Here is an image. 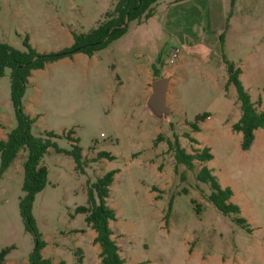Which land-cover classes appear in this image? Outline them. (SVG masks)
Masks as SVG:
<instances>
[{
	"label": "rangeland",
	"instance_id": "1",
	"mask_svg": "<svg viewBox=\"0 0 264 264\" xmlns=\"http://www.w3.org/2000/svg\"><path fill=\"white\" fill-rule=\"evenodd\" d=\"M117 1L0 0V42L23 50L28 36L40 53L63 50L73 44L75 34L88 33L107 19ZM159 8L166 17L161 26V17L153 19L155 27L130 21L118 45L99 51L94 59L75 52L33 70L28 78L21 106L35 118L32 133L70 132L84 160L77 170L70 155L53 148L42 158L46 183L34 195L30 214L34 230L46 242L41 254L54 264H75L83 257L82 247L87 264H100L91 238L95 231L75 209L86 205L88 184L111 169L116 170L107 200L115 212L112 238L127 262L264 264V128L255 131L250 148L242 149L241 133L231 127L240 117L239 102L233 86L225 89L229 62L240 68L251 100L260 99L264 108V0H163ZM213 13H219L221 23ZM214 28L224 33L222 48ZM153 45L162 58L173 48L180 50L174 64L159 63L155 56L160 67L176 65L169 90L174 109L166 121L145 108L154 79L142 88L146 78L137 73ZM9 73L7 68L0 77V139L16 125ZM203 113L208 116L198 121L199 131H192L190 124ZM174 135L188 152L210 148L213 158L206 165L232 189L250 232L207 201V185L196 177L198 161L192 169L179 164L175 171L167 145ZM56 143L63 150L71 147L65 137ZM99 152L112 158H98ZM25 159L21 150L0 173V252L7 251L3 264H26L35 245L21 215Z\"/></svg>",
	"mask_w": 264,
	"mask_h": 264
},
{
	"label": "trees",
	"instance_id": "2",
	"mask_svg": "<svg viewBox=\"0 0 264 264\" xmlns=\"http://www.w3.org/2000/svg\"><path fill=\"white\" fill-rule=\"evenodd\" d=\"M159 1L161 0H118L115 9L108 14L107 19L100 21L98 26L88 33L75 34L73 44L57 52H38L29 43L28 36H25L22 41L23 50L16 49L6 42H0V77L5 74L7 68L10 70V99L16 121L15 127L5 135V138L0 139V173L10 166L21 150L26 151V159L23 164L22 190L24 198L21 201V215L27 229L31 230L35 236V245L26 264H54L50 258L43 257L41 254L46 242L38 237L30 214L34 195L42 190L46 183L47 169L42 162L43 156L50 148H53L56 151H62L70 155L77 170H81L84 163L78 139L72 138L70 132L65 135H59L52 131H42L37 135L32 133L35 118L25 113L21 106V97L31 72L44 68L47 63L71 56L75 52H83L90 56L106 48L112 41L118 39L126 32L130 21L137 20L141 22L153 16L154 5ZM219 42L222 48L224 33L219 34ZM157 62H161L159 56L157 57ZM227 68L228 77L225 89L227 90L229 86L235 88L240 108V117L231 127L233 131L241 133L240 144L242 149H248L255 138V131L264 128V109L261 106V100L252 101L249 93L243 87L239 78L240 68L229 62L227 63ZM152 73L155 79L162 76L155 65L152 66ZM207 116V113L198 115L195 121L190 124L192 131H199L198 121L203 120ZM172 126L170 124V127ZM185 136L191 142L198 143V140L190 133L186 132ZM60 137H65L70 141V149L63 150L57 146L56 140ZM161 137V135H158L156 139H161ZM167 145L175 161V171H177L179 164L192 169L194 161H198L200 168L196 177L199 182L207 185L205 194L207 201L227 217L229 221L250 232L251 228L246 218L241 214L240 206L231 200L232 189L228 186H221L212 169L206 165L213 158L210 148L203 146L194 152H188L180 145L176 135H174L173 139L167 138ZM98 158L111 159L112 155L108 152H99ZM115 173L116 170L111 169L94 182L89 183L87 186V203L76 207L75 211L84 213L87 226L96 232L93 241L100 248L98 254L100 264H143L142 262H127L120 255L119 247L112 238L113 230L109 224L111 220H115V212L109 207L107 197L109 196V186ZM193 202L195 201L193 200ZM170 207L171 201L169 209ZM194 208L200 211L197 205ZM78 231L83 232L84 230ZM6 252L4 250L0 252V264L5 261ZM81 261L82 257H78L75 264H80ZM58 264L64 263L59 262Z\"/></svg>",
	"mask_w": 264,
	"mask_h": 264
},
{
	"label": "crops",
	"instance_id": "3",
	"mask_svg": "<svg viewBox=\"0 0 264 264\" xmlns=\"http://www.w3.org/2000/svg\"><path fill=\"white\" fill-rule=\"evenodd\" d=\"M163 0H161V1H159V2H157L155 5H154V14H153V16H151L150 18H148V19H145V20H142L141 22H139V23H143V22H145V24L146 25H151L152 27H155L154 25H153V23H154V20L155 19H158L159 17H161L160 19H158V21H160L159 23V26H161V24H163L164 23V21L166 22V17H164V13H162V9L163 8H161V11L159 10L160 8H159V6H160V2H162ZM159 10V11H158ZM167 14V13H166ZM213 15H215V17H216V20L217 21H221L222 22V20H221V16L219 15V13H213ZM154 19V20H153ZM211 19V22H212V17L211 16H209V20ZM219 21V22H220ZM220 22V23H221ZM145 24H144V26H145ZM214 30H215V32H216V40H218V42H219V34L221 33V29H216V28H214ZM170 32V31H169ZM189 32H191L192 33V30H190ZM179 33V32H178ZM177 34V32L175 33V35ZM194 34V33H193ZM182 36H191L190 34H188V33H184L183 32V35ZM193 36V35H192ZM195 36V35H194ZM225 38V37H224ZM120 39V38H119ZM119 39H116V40H114V41H112L106 48H104V49H102V50H99V51H106V49H111L112 47H114V46H116V45H118V40ZM154 47L151 49V47H149L150 48V55H149V59H148V61H147V63L146 64H143V65H141V63L139 62V65H137L138 67H137V73H140L141 72V74H144L145 75V80H142V82H141V84H142V88H146L147 87V84H149V82L151 81V78L152 79H155L154 77H153V73H152V66L153 65H155L159 70H160V68H162L161 70H160V72L161 73H163L164 72V70L165 71H168V70H170V73H169V71H168V73H169V75H171V80H170V83H169V88H168V92H167V105H168V108H169V111L170 112H172L173 111V109H174V105H173V103L172 102H170V93H169V90H170V84L172 83V81H174V74H175V66H173V68H167V69H165V67L166 66H163V67H160L159 65H157V64H155V56H156V54H157V45H153ZM219 46H221L220 45V42H219ZM148 46L146 45L145 46V48H147ZM203 50V49H202ZM99 51H97V52H95V53H93L92 55H90V56H88V57H90V58H92V59H94V57H95V55H96V53H98ZM120 53H122V52H120ZM160 54V53H159ZM162 55H159V57H160V60H161V62H163V64L164 63H166L167 62V57L166 58H162L161 57ZM140 57H143V54L141 53V50L137 53V58H138V60H139V58ZM157 57V56H156ZM123 64H125V65H127V63L126 62H123ZM150 79V80H149ZM153 82V81H152ZM149 92L150 91H148V88H147V92H146V94L148 95L149 94ZM261 106H262V102H261ZM263 108V107H262ZM264 109V108H263ZM232 126V125H231ZM199 129H200V127H199ZM258 130V129H257ZM235 132V131H234ZM238 133V132H237ZM198 140V139H197ZM199 141V140H198ZM212 160V159H211ZM210 160V161H211ZM210 161H208V162H210ZM158 166H155V169H156V171L158 170V168H157ZM210 168V167H209ZM157 174H160L159 172H157ZM115 175V174H114ZM218 181H219V183L221 184V182H220V180H219V178H218ZM221 186H223V187H225L224 185H222L221 184ZM110 187V186H109ZM151 193V192H150ZM233 196H234V193H233V195H232V197H231V200L233 201ZM109 197V196H108ZM108 197H107V200H108ZM234 202V201H233ZM113 223H114V220H111L110 221V227H111V229L113 230ZM92 229V228H91ZM93 230V229H92ZM96 236V232H92L91 233V238H92V240H94V237ZM94 242V241H93ZM95 244V247L93 248V250H94V253L95 252H97V256H98V254H99V251H100V248H99V245L97 244V243H94ZM82 250H83V257H82V261H81V263L80 264H87L88 263V260H87V254H86V251H85V248L84 247H82ZM97 259H98V263H100V259H99V257H97ZM129 262V261H128Z\"/></svg>",
	"mask_w": 264,
	"mask_h": 264
},
{
	"label": "water",
	"instance_id": "4",
	"mask_svg": "<svg viewBox=\"0 0 264 264\" xmlns=\"http://www.w3.org/2000/svg\"><path fill=\"white\" fill-rule=\"evenodd\" d=\"M170 80L171 75L154 79L150 86L151 91L145 100L146 110L161 121H166L170 114L167 105V92Z\"/></svg>",
	"mask_w": 264,
	"mask_h": 264
},
{
	"label": "built area",
	"instance_id": "5",
	"mask_svg": "<svg viewBox=\"0 0 264 264\" xmlns=\"http://www.w3.org/2000/svg\"><path fill=\"white\" fill-rule=\"evenodd\" d=\"M179 53H180L179 48H173V49L171 50V52H170L169 57L167 58V61H168L169 63H173V64H174V62H175V60L177 59Z\"/></svg>",
	"mask_w": 264,
	"mask_h": 264
}]
</instances>
